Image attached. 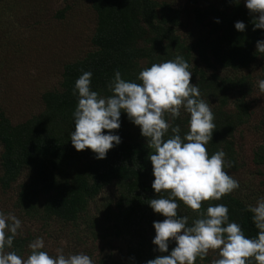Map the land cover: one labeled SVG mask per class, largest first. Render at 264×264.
<instances>
[{"label": "trees", "instance_id": "1", "mask_svg": "<svg viewBox=\"0 0 264 264\" xmlns=\"http://www.w3.org/2000/svg\"><path fill=\"white\" fill-rule=\"evenodd\" d=\"M88 1L97 16L93 49L64 66L59 88L42 94L44 109L38 115L14 124L0 113V188L5 193L11 191L26 173L27 181L18 185V213L29 220L76 224L92 200L114 185L118 197L114 205L105 204L100 234L104 239L112 235L125 237L128 246L122 259L101 260L99 264H145L160 255L152 244L153 222L164 219L148 204L157 197L151 187L154 176L148 159L154 150L148 148L139 126L121 113V127L114 131L122 142L110 149L105 159H95L90 149L76 151L70 140L78 101L73 94L75 81L82 72L91 71L92 90L107 97L112 95L108 85L115 71L127 81L140 83L137 78L142 69L182 55L192 72L190 83L197 84L201 98L210 104L215 116L216 128L206 146L208 153L223 150L226 162L232 165L225 171L236 179L239 165L234 138L250 121L251 97L259 90L258 81L264 79V53L256 48V42L264 39V30L253 31V16L243 0L239 5L233 0H218L204 8L200 0H190L195 28L207 27L208 32L204 38L202 34L187 44L178 33L183 17L190 16L185 8L177 9L159 0ZM216 18L220 23L215 22ZM236 21L245 23L244 32L234 28ZM255 68H259L258 76L253 75ZM189 115L182 109L180 118L173 120L166 115V119L172 126L179 125L183 136L188 131ZM255 160L264 162L262 149ZM177 203L178 214L187 216L189 224L201 218L200 213L206 212L209 204L223 203L229 208V220L240 224L246 236L254 238L258 231L248 204L235 191L219 201L202 202L199 212L179 200ZM25 247L26 239L19 236L5 251L23 256ZM173 247L174 242L169 252ZM208 262V257L198 258L196 264Z\"/></svg>", "mask_w": 264, "mask_h": 264}, {"label": "clouds", "instance_id": "2", "mask_svg": "<svg viewBox=\"0 0 264 264\" xmlns=\"http://www.w3.org/2000/svg\"><path fill=\"white\" fill-rule=\"evenodd\" d=\"M233 3L239 5L241 0ZM243 3L253 16V31L264 30V0ZM215 22L220 23L219 18ZM234 28L244 32L246 25L236 21ZM256 48L264 53V39L256 42ZM92 76L91 71L82 72L73 89L78 97L70 138L75 150L90 149L95 159H105L107 152L122 142L114 131L121 127V113L139 126L148 148L154 150L148 159L154 176L151 187L157 197L148 204L164 219L153 222L152 244L160 255L145 264H196L210 250L218 256L211 264H264V198L247 206L258 230L254 238L246 236L240 224L229 220L226 204H209L206 212L200 213L201 218L191 224L187 216L177 212V200L199 212L202 202L219 201L240 187L239 181L225 171L232 166L226 162V153H208L206 146L213 138L215 116L210 104L201 98L197 84L190 83L192 72L184 57L177 55L142 69L137 78L140 83L127 81L115 71L108 85L112 95L107 97L92 90ZM258 87L264 92V79L258 81ZM182 109L190 114L188 131L183 136L180 126H172L166 119V115L173 120L180 118ZM22 226L16 215L0 212V264H94L82 252L65 255L58 248L55 255L50 254L43 237L29 242L26 257L5 251L12 248ZM173 242L175 247L169 252Z\"/></svg>", "mask_w": 264, "mask_h": 264}, {"label": "rangeland", "instance_id": "3", "mask_svg": "<svg viewBox=\"0 0 264 264\" xmlns=\"http://www.w3.org/2000/svg\"><path fill=\"white\" fill-rule=\"evenodd\" d=\"M159 1L189 12L188 19L183 17V25L178 28L187 44L202 34L201 38L206 36L207 27L195 28L193 24L190 0ZM217 1L200 0V5L204 8L207 3ZM96 25L97 16L88 0H0V113L18 124L42 112V94L59 88L64 66L93 49ZM252 71L254 76L259 75V68ZM251 99L250 121L234 138L239 165L234 177L240 184L236 194L254 206L264 198V162L255 160L261 149L264 152V92L256 89ZM2 152L0 144V164ZM27 177L23 174L7 193L0 188V212L12 213L22 221L16 237L26 239L24 257L30 252L27 245L37 237H43L46 250L52 255L58 248L65 255L82 252L94 264L125 256L128 239L113 235L104 239L99 227L104 222L105 204L114 205L117 200V187H106L76 224L58 220L46 223L29 220L15 209L18 185L25 183ZM207 257L208 264L218 258L212 250Z\"/></svg>", "mask_w": 264, "mask_h": 264}]
</instances>
